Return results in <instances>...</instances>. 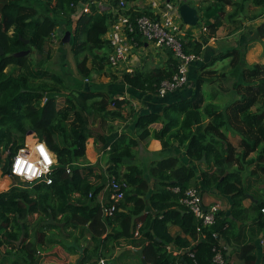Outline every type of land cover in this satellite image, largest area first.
<instances>
[{"label":"trees","instance_id":"obj_1","mask_svg":"<svg viewBox=\"0 0 264 264\" xmlns=\"http://www.w3.org/2000/svg\"><path fill=\"white\" fill-rule=\"evenodd\" d=\"M80 1L0 0V46L4 51L0 55V171L9 176V159L22 147L29 131L56 158L50 174L51 184L12 186L0 192V264H39L36 255L47 241L45 232L59 228H62L64 239L74 237L76 242L85 231L90 234L79 264H97L99 259L113 263L119 240L134 236L136 223L132 224L133 218L142 222L140 238L134 247L142 249L146 264H213L214 248H223L222 242L230 243L231 240L239 245L242 228L248 221L259 232H264V213L261 212L264 201H258L250 209L242 205L248 192L245 181L257 173L264 174V65L249 66L245 61L249 45L262 43L264 39V22L254 27L248 45L218 54L207 65L229 59L230 69L225 77L233 79L231 91L237 98L225 106L210 102L220 94L204 89L206 80H210L199 73L206 68L204 65L196 74L190 98L164 107L162 115L153 113L139 117L138 139L152 137L159 140L163 148L169 147L172 141L179 146L185 145L190 161L207 166L200 172L201 182L198 183L191 166L179 164L175 157L168 158L150 169L155 181L153 193L147 197L150 182L142 170L127 166L120 173V166L127 165L126 161L133 157L138 141L129 140L123 144L118 138L105 152L109 162L107 173L123 181L126 188L118 209L112 216L104 217L101 203L96 200L103 186L90 184L94 168L81 165L89 138L105 144L104 135L93 127L91 117L96 114L114 116L108 97L103 92L84 90L81 81L72 86L63 85L60 76L44 69L46 59L53 53L51 39L53 36L60 39L56 33L58 28L71 31L70 49L82 79L93 80L94 73L108 66L109 49L102 37L111 15L99 12L90 2L88 11L79 16L71 30L68 26ZM195 1H199L198 10L204 13L201 22L190 29L202 23L212 34L224 16L238 24L232 31L239 29L241 22L236 23L234 19L248 2L258 7L253 18L264 15V0ZM191 3L188 2L194 6ZM226 6L232 10L227 12ZM127 14L148 16L141 10ZM181 42L184 53L200 55L202 45L193 39L190 30ZM26 50H29L27 56H14ZM166 50V62L131 73L112 74L111 78L119 77L135 91L157 94L160 83L177 71V60L169 49ZM85 51L87 55L78 58ZM63 90L70 93H62ZM112 103L118 106L119 102ZM158 122L162 123L161 128L151 132L148 127ZM228 133L240 138V150L235 151ZM4 153L5 163L1 164ZM251 153L253 157H249ZM234 163L237 166L233 169ZM252 165L255 171L247 172L245 168ZM200 185L215 188L231 202L228 213L219 211L214 224L207 227H199L191 212L179 203L187 188ZM172 188L178 191L173 192ZM145 200L158 214L152 216L144 212ZM104 205L109 206V201ZM172 207L175 209L170 210ZM50 218L54 224L43 225ZM169 225L178 226L184 237L170 235ZM189 238L196 243H190ZM169 245L189 248L188 253L193 257L188 253L173 257L167 250ZM262 248L264 254V245ZM250 249L243 246L239 253L246 262L254 263L255 257L245 255ZM260 264H264V255Z\"/></svg>","mask_w":264,"mask_h":264},{"label":"crops","instance_id":"obj_2","mask_svg":"<svg viewBox=\"0 0 264 264\" xmlns=\"http://www.w3.org/2000/svg\"><path fill=\"white\" fill-rule=\"evenodd\" d=\"M117 1L118 0H81L80 4L90 5L91 2L92 5H98L100 9L99 12L109 13L111 15V20L108 22V31L110 25L116 18L115 14L117 11ZM150 1L156 2L157 7L152 8ZM180 1H185L187 4L188 2H193L194 6L190 4L188 5L197 9L199 15L198 23H200V19L204 11L198 10V7L200 6L198 3L199 1ZM174 7L178 6L172 5L170 2L167 4L166 0H134L129 4L128 12L132 13L141 10L148 13L147 17L156 19V14L159 15L161 11L174 13V10H172ZM225 9L227 12L232 10L229 6H226ZM257 9L258 7L254 6L251 2L246 3L243 10L234 19L236 23L241 22V27L235 31H232V27L237 26L238 24H233L231 21L226 19V16L221 19L220 25L214 34L210 33L209 28L204 26L202 23L200 27H195L193 29H190L189 27L184 35L181 36V40L185 38L186 33L190 30L192 32L193 39L202 45L201 53L198 56V61L191 63L189 66L188 84L178 91L168 93L164 97H159L156 93H142L135 91L127 86L119 77H115V79L111 78L112 74L116 75L127 72V69L129 68L133 71L136 69L153 68L154 66L160 65L168 60L167 50L165 48L154 47L153 45L143 41L139 36L133 37L134 43H131L132 45L128 60L123 66L118 69H113L108 65V68L106 67L107 69L102 70L98 74L94 73L93 80L83 79L86 83H92L91 86L95 89L93 90L94 92H103L107 95L108 105L114 112V116L96 114L95 117H91L93 127L104 135L105 144L102 145L100 141L89 138L86 141L84 163L81 165L91 166L94 168L93 175L89 177L90 184L94 186H103V189L96 196V200L98 202L106 203L108 201V195L105 192V184L110 175L107 173L109 162L107 153L105 152L110 149V145L118 138L122 139L121 142H123V144H126L129 140L136 139L138 141V146L133 149V157L126 161L127 165L120 166V173H123L127 166H137L140 170H142L144 177L150 182L147 197L149 194L153 193V183L155 181L150 175V169L158 162L168 158L175 157L178 159L179 164L191 166L196 173L198 183L201 182L200 172L202 170H206L207 166L204 164L199 165L196 162L190 161L186 156L185 145L179 146L176 142L172 141L169 147L163 148L160 141L152 137H147L142 140L138 139L139 130L137 125L139 123V117L153 113L162 115L164 107L190 98L193 94V83L196 74L201 66L206 65V68L199 71V73H201V75L203 74L204 78L206 77L210 79L209 81L206 80L204 86L206 91H217L219 94L220 91L224 90L220 88L221 82L231 80L233 83L232 78H229V76L225 77V75H227L226 73L230 69L228 67L229 59L223 61L218 60L208 67L207 65L218 54L249 44L250 38L253 36L254 27L264 22V15L258 18H253ZM105 34L102 37L103 40H105ZM260 44L264 45V39ZM260 44H258V42L251 43L247 48L245 55V61L247 64H250L248 63L249 57L251 58L253 52L259 49L258 45ZM90 65L91 63L88 64V66ZM82 86L84 90H88L91 87L89 84L87 86L82 84ZM115 100L119 102L118 106L113 105L112 101ZM161 126L162 123L158 122L150 125L148 128L152 132L158 131ZM228 135V140L235 148V151L240 150V147L238 146L240 138L234 133H228ZM253 156V153L249 155V157ZM236 166V163H234L232 168L234 169ZM245 169H247V172L248 170L255 171L253 165ZM247 172L245 173L247 174ZM245 183L248 187V192L246 193V197L242 205L244 208L250 209L251 206L256 204L258 201H264V174L257 173L253 178L246 180ZM12 186L13 184L10 177L4 176L0 171V192L7 191ZM199 188L202 193L204 206L210 207L211 205L218 204L220 211L228 213L231 203L228 196L219 194L215 188H206L203 185H200ZM174 189L176 188H172V191L177 192L174 191ZM173 209L175 208H170V210ZM119 210L124 211V209ZM144 212H150L152 216L158 214L156 210L152 209L148 200H145ZM135 219L136 218L132 219V224L133 222L136 223V226L133 229L134 236L129 239L119 240V243L115 248V264H121L122 262L128 264L142 263L141 258L133 251L134 249H141L140 247H134L140 238V227L142 225V222ZM139 224L140 226H138ZM240 225L241 222H238V226ZM168 232L172 236L180 235L181 237H184L181 229L176 225H169ZM45 233L47 241L45 242L42 250L37 251L36 255L39 264H79L82 253H79L77 248L84 249L86 247L90 239V234L87 233V231H85L84 236L79 239V242H76L74 237L64 239L61 234V228H59V230L49 229ZM263 233L264 232H259L257 228L250 221H248L244 228H242L239 245L236 244L234 240H231L230 243L222 242L225 253V264H260L264 254L262 245L259 244V240ZM77 235L78 234L76 233L75 236L77 237ZM189 241L192 244L196 243V241L191 239ZM169 246L175 248L173 245ZM243 246L251 248L245 255L255 257L254 263L250 260L246 262L244 259L245 257L240 256L239 249ZM72 247L74 250H69L73 249ZM1 251H5V248H1ZM171 255L173 257L175 256L173 253H171Z\"/></svg>","mask_w":264,"mask_h":264},{"label":"built area","instance_id":"obj_3","mask_svg":"<svg viewBox=\"0 0 264 264\" xmlns=\"http://www.w3.org/2000/svg\"><path fill=\"white\" fill-rule=\"evenodd\" d=\"M133 1H117L115 21L110 25L104 38L109 49L107 63L113 69H118L123 66L128 60L131 45L134 43V36H139L143 41L154 47L169 49L173 57L177 60V71L170 79H166L160 83L157 95L164 97L168 93L178 91L188 84L189 66L191 63L198 61V56L186 54L183 50L181 36L184 35L189 26L182 23L178 16L177 7L172 8L175 14L169 11H161L159 15L156 14V19L147 16L132 17L127 13L129 11L128 6ZM150 5L152 8L157 7V3L153 1H150ZM79 10L81 11L79 12ZM87 11L88 9H80L78 5L75 14L72 16V20H77L83 12ZM132 71L130 68L127 69L128 73ZM42 148L44 152L41 151ZM45 153L52 154L47 146L32 132V135L25 138L22 147L11 155L8 164L10 172L8 177L18 178L23 186L40 182L45 185L51 184L50 174L55 163L49 167L48 172L42 175L32 176L33 169L39 170L43 168L45 164ZM5 158L6 154L4 153L1 164L5 163ZM67 173H69V170H67ZM29 176H32V178L29 179ZM125 188L126 184L123 181H117L113 176L108 178L105 184V192L108 195L109 206L101 203L102 215L104 217L112 216L118 209L119 203L124 198ZM174 191H178V189L176 188ZM180 204L191 212L199 227L213 225L220 211L218 204L211 205L210 207L204 206L201 190L195 187H189L184 191L183 197L180 199ZM261 212L264 213V210H261ZM213 236L216 237V234ZM259 244L264 245V235L261 236ZM167 250L175 256L180 257L184 253H188L189 248L178 249L168 246ZM213 251L212 263L225 264L224 247L219 249L214 248ZM188 254L190 257H193L191 253ZM101 262L103 264H115L107 262L104 259H100L97 264H101Z\"/></svg>","mask_w":264,"mask_h":264},{"label":"rangeland","instance_id":"obj_4","mask_svg":"<svg viewBox=\"0 0 264 264\" xmlns=\"http://www.w3.org/2000/svg\"><path fill=\"white\" fill-rule=\"evenodd\" d=\"M80 3V2H79ZM181 1L180 0H170V4L178 6V4H180ZM78 7V6H77ZM79 8H86L89 9V4L87 5H83L79 4ZM96 9L98 11H100L98 5H96ZM83 10V9H82ZM81 10H79L80 12ZM81 14V13H80ZM76 20V19H75ZM75 20H71L70 24L71 26H68L69 29H74L75 27ZM69 31L71 33L70 30H64ZM55 36H53V38L51 39V47L53 49V53L51 55V58L46 59V62L44 64V69H47L50 72H53L55 74H57L58 76H60L63 80V85H67V86H72L74 84H78L80 81L84 86H87L88 84L91 86L92 83H86L84 82V80L80 77L78 70H77V61L74 58V55L70 49V44L68 43H63L62 39H57ZM260 44V43H258ZM259 49L255 52H253L251 58L249 57L248 63L247 65H255V64H260V65H264V45L260 44L258 45ZM46 53V51H45ZM87 51L80 53V55L78 56V58H82L83 56L87 55ZM259 56V58H258ZM77 59V58H76ZM255 61V62H254ZM253 63V64H251ZM90 64V61H88L87 65ZM108 68V67H107ZM105 68V69H107ZM18 71H20V69H18ZM203 75V74H202ZM83 81V82H82ZM221 81V80H220ZM94 82V81H93ZM231 84L232 81L231 80H226L220 83L221 85V89L223 91H220V97L215 99V100H210V102L212 101L213 103H217L219 105H223L225 106L227 103L231 102L233 99L237 98L236 94L231 91ZM83 87V86H82ZM223 87V88H222ZM90 90H95L92 86L89 88ZM62 93H70V91L66 90V91H62ZM208 102V101H206ZM32 135V133H27L26 137ZM4 156V154H3ZM10 180L12 181V184L16 187H23V184L21 183V181L18 178H13ZM25 186V185H24ZM125 258V257H122ZM121 264H128V263H121Z\"/></svg>","mask_w":264,"mask_h":264},{"label":"water","instance_id":"obj_5","mask_svg":"<svg viewBox=\"0 0 264 264\" xmlns=\"http://www.w3.org/2000/svg\"><path fill=\"white\" fill-rule=\"evenodd\" d=\"M170 0H166V3L169 4ZM177 12H178V16L181 19L182 23L189 26V27H194L198 21H199V15H198V11L196 8L191 7L190 5H188L185 1H181V3L178 5L177 7ZM56 33L58 35V37L60 39H62L63 43H68L70 41L71 38V33L69 31H63L62 29L58 28L56 30ZM24 42L27 44L28 42L26 40H24ZM4 53L3 49L0 46V55H2ZM29 54V50L26 51H20L16 54H14L15 57H24L27 56ZM38 59H40V56H38ZM29 134L32 133V131L28 132ZM204 161V159H203ZM44 225H52L54 224V221L52 218H50L49 220L43 222ZM62 231V228H61ZM79 253L83 252V248H77ZM140 258H141V262L142 264H145L144 259L142 258V250L141 249H134L133 250ZM81 258V256H80ZM78 264V263H76Z\"/></svg>","mask_w":264,"mask_h":264},{"label":"clouds","instance_id":"obj_6","mask_svg":"<svg viewBox=\"0 0 264 264\" xmlns=\"http://www.w3.org/2000/svg\"><path fill=\"white\" fill-rule=\"evenodd\" d=\"M41 151L44 152V149L42 148ZM44 160H45V164H44L43 168L39 169V170L33 169L32 176L42 175L43 173L48 172L49 171V167L52 164L56 163L55 154L45 153ZM29 167H31V166H29ZM32 176H29L28 178L31 179ZM49 183H51V181H49ZM101 264H103V262H101Z\"/></svg>","mask_w":264,"mask_h":264}]
</instances>
